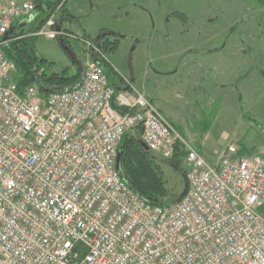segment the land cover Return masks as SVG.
<instances>
[{"label":"built area","instance_id":"built-area-1","mask_svg":"<svg viewBox=\"0 0 264 264\" xmlns=\"http://www.w3.org/2000/svg\"><path fill=\"white\" fill-rule=\"evenodd\" d=\"M37 2L0 0V264H264V158L232 144L210 165L148 97L117 94L100 62L72 90L18 87L4 45L27 38L10 32ZM62 7L32 36H67ZM138 130L167 162L186 152L177 203L151 206L123 179L119 147Z\"/></svg>","mask_w":264,"mask_h":264},{"label":"rangeland","instance_id":"rangeland-1","mask_svg":"<svg viewBox=\"0 0 264 264\" xmlns=\"http://www.w3.org/2000/svg\"><path fill=\"white\" fill-rule=\"evenodd\" d=\"M77 1L75 19L67 23L68 31L60 28L56 21L57 27L67 36L56 40L28 38L27 43L33 47V55L39 61L54 63L53 71L62 72L72 66L84 70L87 63L100 57L101 63L106 64L104 69L110 84L119 87L118 92L124 93L126 87L132 86L135 91L154 100L168 120L190 132L192 146L193 142L200 143L203 137L200 120L209 123L215 119L208 139L202 138L208 152V145L219 148L217 154L212 155L214 160L221 157L228 145L239 141L250 155L264 158L263 9L249 0H70L69 6ZM115 1L127 3L130 19H122L118 11H103L108 6L115 7ZM39 13L41 18L48 16L47 11ZM35 24L37 22L30 30L34 31ZM75 25L79 28L76 29ZM81 25L88 27L87 37L79 34ZM103 30L109 32V37L99 39L102 34L107 35L102 33ZM32 31L28 34L32 35ZM115 40L120 41L115 53L102 45ZM185 48L194 49L191 51L196 57L188 59L198 62L208 49H224L221 58L238 64L235 68L238 67L246 77L242 80V76L232 75V72L226 77L217 75L218 82L233 84L227 88L218 86V90L208 86L205 93L198 81L186 84V76L180 75L182 88L173 94L170 89L174 88L175 82L154 71H163L165 63L167 66L177 65L175 55ZM239 48L246 54L239 55ZM184 63V60L180 61L181 66ZM21 77L22 73L18 71L14 74L16 81ZM222 96L223 100L217 101ZM194 128L196 132H192ZM200 155L209 162L213 160ZM152 156L165 183L167 196L164 201L173 205L186 191L184 162L182 173L160 156Z\"/></svg>","mask_w":264,"mask_h":264},{"label":"trees","instance_id":"trees-1","mask_svg":"<svg viewBox=\"0 0 264 264\" xmlns=\"http://www.w3.org/2000/svg\"><path fill=\"white\" fill-rule=\"evenodd\" d=\"M65 1L66 0H53L48 3L49 9L55 8L60 3H63L64 7ZM249 1L264 10V0ZM39 2L40 0L37 2V9L41 7ZM177 16L180 17V14H177ZM102 33H106L108 36L105 34L104 36L102 34L99 39H106L109 37V32L106 30H103ZM25 41H28V39H25ZM119 44L120 41L115 40L111 42L106 41L102 45L107 47L109 52L111 51L112 53H115L119 48ZM94 61L101 63L102 59L100 57H95ZM102 64L104 66L106 65L105 63ZM107 64L109 63L107 62ZM53 66L54 63L47 62L46 60L39 61L38 58L33 55L30 68L33 72H35L37 78L34 82H31L30 77L25 73L24 70L21 69V67L16 64L17 71L22 73V77L17 80L18 87L22 89L23 87L29 85L38 84L44 94L72 90L78 87L82 80L83 74V70H81L80 66H77V68L72 66V69L74 70L68 67L62 72L53 71ZM114 88L118 94L119 87ZM120 110L122 113L131 112V110L127 108H122ZM168 121L175 127V125L170 120ZM207 123L208 122L204 123L205 131L210 127V123ZM140 135V130H138L135 134L128 133L124 136L120 144L119 169L120 171L122 170L121 172L123 174H121L123 179L128 183L135 194L145 203L151 206L172 205L167 204L164 201L167 196V191L163 181L162 173L153 160V154L145 148ZM237 145L241 155L247 153L246 147L241 142H239ZM185 155L186 152L183 150V148L178 147L174 159L170 162L173 167L177 168L182 173V161ZM261 212L264 214V206L261 208Z\"/></svg>","mask_w":264,"mask_h":264},{"label":"crops","instance_id":"crops-1","mask_svg":"<svg viewBox=\"0 0 264 264\" xmlns=\"http://www.w3.org/2000/svg\"><path fill=\"white\" fill-rule=\"evenodd\" d=\"M51 1L52 0H40L39 5L41 7L36 9L34 14L30 18L18 22L13 27V29L11 30L10 36L11 37L25 36V37H27L26 39L32 38L33 36L28 34L30 31L33 30V29L30 30V28H32V24L37 22V24H35V27H34V31H35L43 23V21L46 19V17L41 18L39 12L44 13L47 11L49 13L50 9H49L48 3H50ZM69 4H70V0H66L64 3L63 9L60 12V16L58 15V19H57L59 27L63 28L64 30H67V31H68V29H70L67 26L68 25L67 23L72 22L75 19L74 14L76 12L75 9H77L76 5L78 4V1L75 4L73 3L70 6H69ZM103 11H105V13L118 11V12H121V15L119 17H121L124 20L130 19V12L128 10V5L125 2H122V3L116 2L115 7L108 6ZM38 18H39V22H38ZM75 28L78 29L79 27L77 25H75ZM34 31H32V34ZM87 31H88V27L87 26L82 27V25H81V29H80L79 34H83V35L87 36ZM191 50H194V49H191V48L186 49L185 48L184 50H182L181 53H179V55H175V56H177V59H178L177 65L175 63V64H171V65L167 66V63H165L164 67L162 69L163 71H159V72L154 71V73H156L157 75H163V77L167 76L168 79L175 82V85L173 86L174 88L170 89L171 93H173V94L179 92L182 88L180 82H183V80H180V78H179L180 75L186 76V78H187L186 84L189 82L198 81V83L201 86V89L205 93L207 92L208 86L212 87V88L214 87L215 89L218 90L220 87L221 88L222 87L227 88L233 84V83L231 84V82H226V83H221V81L218 82L216 79L217 75H220L222 77H226L229 75V72H232V75L242 76V78H241L242 80L246 77L243 73H241L239 71L238 67L235 68V66H237L238 64H234L233 62L225 61L221 58L223 55L224 49H215V50L208 49L207 54H203L204 56L200 62H198V60L196 61L195 59H190V60L188 59L189 57H196L195 56L196 54H193V52ZM190 52H192V54H190ZM238 53L240 55V53H245V52H243L240 49L238 51ZM181 60H184V62H185L183 64V66L180 65ZM235 70H238V71L235 72ZM198 75L200 76L199 78L197 77ZM218 86H219V88H218ZM148 95L151 96V94L149 92H148ZM152 97L155 98L154 96H152ZM205 97H207V96H205ZM223 98L224 97L222 96V98H219L217 101H221V100H223ZM149 99L155 104L154 100H152L151 98H149ZM169 99H172V98L169 97ZM241 100L243 101V98H241ZM155 106H157V105L155 104ZM157 108H158V106H157ZM162 114H163V112H162ZM216 116H217V114L215 115V118H216ZM170 121L175 125V128L179 131V133L184 138V140L193 149H195L199 154H203L205 156L207 155L208 158H210V159H213L212 155L214 156L217 154L216 152L219 148H217L216 146H213V145H208L207 146L208 150H209V152H208L207 149L204 148V145H206V144L202 143L203 139L204 140L208 139V137H209L208 133L212 130V128L214 126V122H216L215 119L210 120V122H209L210 127L206 131H205V127H204V123H206L205 119L200 120L201 121V122H199L200 127L204 128V129H202V128L200 129L202 131L201 134L203 135V137H202L203 139L202 138L200 139L201 140L200 143L193 142L194 147L190 144V139H191L190 132H187V131L185 132L182 127L176 125L172 120H170ZM197 126H199V125H197ZM189 130H190V128H189ZM193 131L196 132L197 130L194 128V129H192V132ZM220 137L222 138V135H220ZM239 142H241V141H239ZM214 153H216V154H214ZM246 154H249V153L247 152ZM218 160L213 159L212 162H209L207 160L206 161L210 165H215L218 162Z\"/></svg>","mask_w":264,"mask_h":264},{"label":"water","instance_id":"water-1","mask_svg":"<svg viewBox=\"0 0 264 264\" xmlns=\"http://www.w3.org/2000/svg\"><path fill=\"white\" fill-rule=\"evenodd\" d=\"M21 42H25L23 39L20 41H15L13 43H7L4 45V51L9 58H11L25 73L30 77V81L34 82L37 78L36 74L31 70V68L24 62L19 55L12 49L13 46L18 45ZM33 52V50H32Z\"/></svg>","mask_w":264,"mask_h":264},{"label":"flooded vegetation","instance_id":"flooded-vegetation-1","mask_svg":"<svg viewBox=\"0 0 264 264\" xmlns=\"http://www.w3.org/2000/svg\"><path fill=\"white\" fill-rule=\"evenodd\" d=\"M20 41V40H19ZM25 41V40H24ZM13 43V42H11ZM12 49L21 57V59L27 63L30 67L33 52L27 41L21 42L18 45L12 47Z\"/></svg>","mask_w":264,"mask_h":264}]
</instances>
